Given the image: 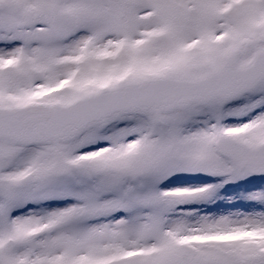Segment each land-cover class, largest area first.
<instances>
[{
  "label": "snow or ice",
  "instance_id": "1",
  "mask_svg": "<svg viewBox=\"0 0 264 264\" xmlns=\"http://www.w3.org/2000/svg\"><path fill=\"white\" fill-rule=\"evenodd\" d=\"M0 264H264V0H0Z\"/></svg>",
  "mask_w": 264,
  "mask_h": 264
}]
</instances>
